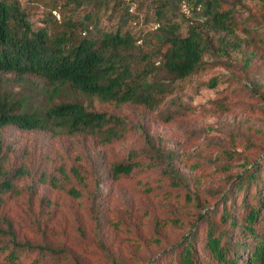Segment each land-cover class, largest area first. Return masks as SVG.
Instances as JSON below:
<instances>
[{
	"label": "rangeland",
	"instance_id": "obj_1",
	"mask_svg": "<svg viewBox=\"0 0 264 264\" xmlns=\"http://www.w3.org/2000/svg\"><path fill=\"white\" fill-rule=\"evenodd\" d=\"M149 1L135 3L140 7L137 22L128 25L131 32L152 29ZM18 2L32 28L42 26L41 0ZM228 8L232 30L206 31L201 68L175 81L172 92L154 108L75 96L90 109L125 119L121 139L102 144L86 135L13 125L0 128L5 167L26 170L13 180L12 191L0 195V216L11 222L16 241L59 251L45 254L42 264H134L144 257H149L148 264H165L194 215L186 195L207 204L202 212L214 209L222 190L245 164L264 159V0H242L235 6L231 0H220V9ZM85 9L81 6L76 15ZM182 10L180 6L166 15L179 22L184 33L190 18ZM108 15L109 10L101 11L99 28L116 23L117 17ZM145 47L138 44L140 50ZM155 78L164 79L162 71ZM45 90L33 76L22 83L9 73L0 79V92H8L13 100L23 97L27 110L73 97L63 91L48 98ZM154 154L159 164L174 165L181 182L171 185L160 166L117 180L107 172L106 162L131 156L147 163ZM58 164L66 170L80 165L88 172L92 165L96 174L86 176L83 184L71 180L80 190L71 197L47 184L49 175L58 174ZM0 228L5 229L1 221ZM0 242L7 244V235H0ZM36 253L33 248L21 254L20 264L30 262Z\"/></svg>",
	"mask_w": 264,
	"mask_h": 264
},
{
	"label": "trees",
	"instance_id": "obj_2",
	"mask_svg": "<svg viewBox=\"0 0 264 264\" xmlns=\"http://www.w3.org/2000/svg\"><path fill=\"white\" fill-rule=\"evenodd\" d=\"M181 1L188 9L186 18H190L184 33L180 23L166 15L179 11ZM241 1L231 0L233 6ZM149 2L153 4L152 24L158 25L141 33L128 28L138 19L137 0H41L45 10L40 17L42 26L36 28H32L28 13L18 0H0V79L9 73L15 82L22 83L33 76L42 81L48 98L63 91L73 96L27 110L22 106L23 97L13 100L8 92H0V128L13 125L20 129L86 135L102 144L117 141L126 131L125 119L90 109L75 99L76 95L100 103L154 108L165 94L172 92L175 81L201 68L207 46L206 31L232 30V9H220V0ZM83 5L87 9L76 15ZM130 7L132 12L128 11ZM52 9L58 11V19L51 14ZM107 10V18L116 16L117 21L110 28H99L100 13ZM143 19L146 21L147 16ZM138 44L146 47L140 50ZM158 71H162L164 79L155 78ZM212 83L209 85L213 86ZM154 156L147 163L135 161L131 156L106 162L107 172L117 180L160 166L171 185L181 182L172 163L159 164ZM262 161L245 164L229 188L222 190L214 209L202 212L207 204L186 195L185 200L194 206V215L165 264H264ZM5 162L0 156V195L12 191L13 180L26 173L21 167L11 171ZM90 166L88 172L80 165L71 164L66 170L58 164V174L49 175L47 184L77 197L80 190L71 180L83 184L86 176L90 178L95 173ZM0 221L5 224L0 235H7L8 239L7 244L0 242V264H20L21 254L33 248L37 253L27 264H42L45 254L59 253L49 246L16 241L11 222L2 216ZM148 259L144 257L134 264H148Z\"/></svg>",
	"mask_w": 264,
	"mask_h": 264
},
{
	"label": "built area",
	"instance_id": "obj_3",
	"mask_svg": "<svg viewBox=\"0 0 264 264\" xmlns=\"http://www.w3.org/2000/svg\"><path fill=\"white\" fill-rule=\"evenodd\" d=\"M180 6L182 7V9H183L182 11H183V12L188 13V9H187L186 4H185L184 1H181ZM132 10H133L132 7H130V8L128 9L129 12H132ZM51 14H52L56 19L59 18V13H58V11H57L56 9H52V10H51ZM157 25H158L157 23L152 24V29L156 28Z\"/></svg>",
	"mask_w": 264,
	"mask_h": 264
}]
</instances>
